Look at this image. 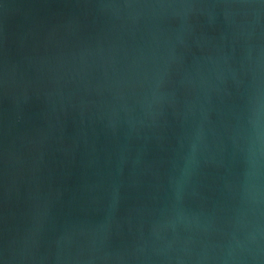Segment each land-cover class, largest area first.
<instances>
[{"label":"water","instance_id":"water-1","mask_svg":"<svg viewBox=\"0 0 264 264\" xmlns=\"http://www.w3.org/2000/svg\"><path fill=\"white\" fill-rule=\"evenodd\" d=\"M0 264H264V0H0Z\"/></svg>","mask_w":264,"mask_h":264}]
</instances>
